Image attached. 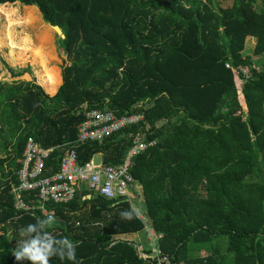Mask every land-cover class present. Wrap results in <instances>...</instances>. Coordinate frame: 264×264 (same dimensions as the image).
<instances>
[{
    "label": "trees",
    "instance_id": "trees-1",
    "mask_svg": "<svg viewBox=\"0 0 264 264\" xmlns=\"http://www.w3.org/2000/svg\"><path fill=\"white\" fill-rule=\"evenodd\" d=\"M4 19L0 49L8 60H21L16 29L25 27L39 32L37 42L24 38L45 65L33 68L37 84L0 81V121L15 139L6 173L13 182L0 193V264H32L17 260L13 250L25 239L22 228L46 219L14 205L12 187L28 139L55 147L47 162L53 174L92 109L144 112L139 125L79 143L78 160L85 164L101 153L104 164L119 165L137 134L156 141L134 158L132 173L172 264H264V65L253 68L243 53L247 37L255 36L254 54L264 56V0H233L228 7L215 0H0ZM228 63L252 68L243 89ZM49 207L56 218L44 231L70 239L77 258L53 256L49 264H160L115 238L144 229L136 214L121 216L131 210L127 199L79 192Z\"/></svg>",
    "mask_w": 264,
    "mask_h": 264
},
{
    "label": "built area",
    "instance_id": "built-area-1",
    "mask_svg": "<svg viewBox=\"0 0 264 264\" xmlns=\"http://www.w3.org/2000/svg\"><path fill=\"white\" fill-rule=\"evenodd\" d=\"M231 68L237 78L238 86L243 89L252 78L253 71L248 65ZM253 68L259 70L260 66L254 64ZM145 120L144 112L118 116L110 110L92 109L86 115V120L78 130V139L72 148L65 153L57 172L49 174L47 162L55 147L45 148L34 138H29L22 157L18 160L21 167L17 170V182L13 184L12 194L14 205L21 213L34 214L39 211L46 219L55 220V210L50 209L52 204H67L73 201L79 192L97 195L108 200L127 199L131 206L138 209L137 217L144 223L141 232L153 244L151 250H146L142 239L122 238L133 243L140 257L158 261L160 264L170 262V258L162 254L160 240L164 234L154 229L152 221L143 209L144 189L136 182L132 173L134 158L141 155L156 141H148L145 134H137L132 140L125 161L119 165H106L103 160L99 163L94 158L81 164L78 160L77 145L87 142H101L122 130L139 125ZM138 235V234H137Z\"/></svg>",
    "mask_w": 264,
    "mask_h": 264
},
{
    "label": "rangeland",
    "instance_id": "rangeland-1",
    "mask_svg": "<svg viewBox=\"0 0 264 264\" xmlns=\"http://www.w3.org/2000/svg\"><path fill=\"white\" fill-rule=\"evenodd\" d=\"M215 1H217L223 7H228L233 3V0H215ZM6 28H7L6 19H4L0 23V42L2 38L5 37ZM16 31H17L16 35L18 36L17 41L19 43L23 56L21 57V60L10 62L7 57V51L0 49V64L2 67V69L0 70V75H1L0 81L3 82L4 84H15V85L21 84L22 86L37 84L36 83L37 77L34 76L33 68L39 67L41 71L43 69L42 64L45 65V62H42L41 60L40 61L36 60L31 50V48L34 45L31 44L28 47H26L24 37L26 33L30 34L32 40L34 42H37L40 38V34L37 30H33L31 28H25V27L24 28L19 27L16 29ZM57 54L59 60L61 61V64L59 66L61 71L63 72V68L65 66V62H64L65 54L63 48L62 49L59 48ZM251 57L254 63H257L258 66L261 67L262 65H264V56H256V57L251 56ZM25 73L29 74L28 78L24 76ZM165 123L166 122L162 121L159 122L158 124L159 126H161ZM0 140L4 144V149H5V151H0V161L3 162V166H4L2 168L0 167V193H1L2 189L5 187L8 181L13 182L12 176L9 179H7L6 173L9 170H12V168L10 167V162L15 158V149H14L15 139L12 138L10 131L8 130V127L4 125L1 121H0ZM94 160L95 162L99 163L103 160V156L96 155L94 157ZM89 208L90 206L87 207V211H89ZM124 238L133 239V240L142 239L143 245L145 246L146 250H151L153 246V244L149 241V239H147V236L144 234V232H141L140 234L135 236H129ZM221 243L223 244V247L224 246L226 247L224 240L221 241ZM205 247H207V245ZM209 248L210 247H208V249ZM197 254H202V252L199 251L197 252Z\"/></svg>",
    "mask_w": 264,
    "mask_h": 264
},
{
    "label": "clouds",
    "instance_id": "clouds-1",
    "mask_svg": "<svg viewBox=\"0 0 264 264\" xmlns=\"http://www.w3.org/2000/svg\"><path fill=\"white\" fill-rule=\"evenodd\" d=\"M138 212L135 206L130 211H124L121 216L125 219H132ZM52 217L47 219H38L36 224H29L26 228L20 230L21 238L18 240V246L13 250V255L17 260L28 259L32 264H49V258L58 256L61 260L67 258L70 261H76V246L67 237L55 239L48 229L53 223Z\"/></svg>",
    "mask_w": 264,
    "mask_h": 264
},
{
    "label": "crops",
    "instance_id": "crops-1",
    "mask_svg": "<svg viewBox=\"0 0 264 264\" xmlns=\"http://www.w3.org/2000/svg\"><path fill=\"white\" fill-rule=\"evenodd\" d=\"M257 42H258V38L257 37H255V36H248L247 37L246 43H245V49L243 51L244 56L250 55V56L256 57V55L254 54V50L256 48ZM255 64L257 65V63H255ZM96 155H102V154L100 153V154H96ZM140 233H141V231L137 232V233H132V234H124V235H122V237L135 236V235L140 234ZM223 240L224 239H219L218 241H223ZM199 251L202 252V250L200 248H197L196 252H199Z\"/></svg>",
    "mask_w": 264,
    "mask_h": 264
},
{
    "label": "water",
    "instance_id": "water-1",
    "mask_svg": "<svg viewBox=\"0 0 264 264\" xmlns=\"http://www.w3.org/2000/svg\"><path fill=\"white\" fill-rule=\"evenodd\" d=\"M50 26H52L53 28H55L58 31H61L63 33V39H65V33L60 26H55V25H51V24H50ZM89 197L91 198V195H89Z\"/></svg>",
    "mask_w": 264,
    "mask_h": 264
}]
</instances>
